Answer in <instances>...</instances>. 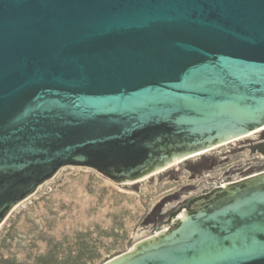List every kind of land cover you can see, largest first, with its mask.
Masks as SVG:
<instances>
[{"label": "water", "instance_id": "water-1", "mask_svg": "<svg viewBox=\"0 0 264 264\" xmlns=\"http://www.w3.org/2000/svg\"><path fill=\"white\" fill-rule=\"evenodd\" d=\"M263 127L264 0H0V224L64 166L134 181ZM193 204L104 264H264V171Z\"/></svg>", "mask_w": 264, "mask_h": 264}, {"label": "rangeland", "instance_id": "rangeland-1", "mask_svg": "<svg viewBox=\"0 0 264 264\" xmlns=\"http://www.w3.org/2000/svg\"><path fill=\"white\" fill-rule=\"evenodd\" d=\"M263 140L264 129L134 181L64 166L1 222L0 264H104L171 227L190 199L263 172Z\"/></svg>", "mask_w": 264, "mask_h": 264}, {"label": "trees", "instance_id": "trees-1", "mask_svg": "<svg viewBox=\"0 0 264 264\" xmlns=\"http://www.w3.org/2000/svg\"><path fill=\"white\" fill-rule=\"evenodd\" d=\"M264 146V142H260V143H258V144H256L255 145V151H259L261 154H263L262 153V147ZM207 196H209V195H205L204 197H207ZM198 198H200V197H195V198H192V199H190L189 200V203L191 204V203H193L195 200H197ZM176 215V212H173L172 213V217L173 216H175Z\"/></svg>", "mask_w": 264, "mask_h": 264}, {"label": "flooded vegetation", "instance_id": "flooded-vegetation-1", "mask_svg": "<svg viewBox=\"0 0 264 264\" xmlns=\"http://www.w3.org/2000/svg\"><path fill=\"white\" fill-rule=\"evenodd\" d=\"M261 142H264V140L263 141H261ZM262 153H263V155H264V146L262 147ZM220 188V187H219ZM194 203V202H193ZM193 203H191V204H186L185 205V207H184V209H190V207H191V205L193 204Z\"/></svg>", "mask_w": 264, "mask_h": 264}, {"label": "bare ground", "instance_id": "bare-ground-1", "mask_svg": "<svg viewBox=\"0 0 264 264\" xmlns=\"http://www.w3.org/2000/svg\"><path fill=\"white\" fill-rule=\"evenodd\" d=\"M263 129H264V127H263ZM263 129H262V130H263ZM262 130L259 129V131H262ZM257 132H258V131H257Z\"/></svg>", "mask_w": 264, "mask_h": 264}]
</instances>
